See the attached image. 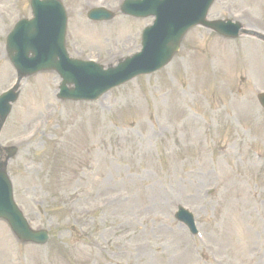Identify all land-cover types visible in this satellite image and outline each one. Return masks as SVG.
I'll list each match as a JSON object with an SVG mask.
<instances>
[{"label": "rangeland", "instance_id": "rangeland-1", "mask_svg": "<svg viewBox=\"0 0 264 264\" xmlns=\"http://www.w3.org/2000/svg\"><path fill=\"white\" fill-rule=\"evenodd\" d=\"M60 1L68 54L104 68L138 51L152 22L120 14L122 0ZM95 6L114 18L89 21ZM24 17L29 0H0V92L15 81L5 37ZM207 19L264 34V0H215ZM59 81L21 80L0 131L17 150L13 198L49 232L44 245L22 243L0 220V264H264L262 41L195 26L169 64L95 101L58 100ZM179 205L197 236L174 219Z\"/></svg>", "mask_w": 264, "mask_h": 264}, {"label": "water", "instance_id": "water-1", "mask_svg": "<svg viewBox=\"0 0 264 264\" xmlns=\"http://www.w3.org/2000/svg\"><path fill=\"white\" fill-rule=\"evenodd\" d=\"M211 2L212 0H127L121 5L122 13L135 17L153 14L156 15V20L153 26L144 29L142 33L143 49L140 54L126 58L115 68L103 71L101 66L68 59L64 49L66 15L58 0H31L33 18L20 20L7 38L6 52L16 70L17 84L14 90L0 96V129L10 111L11 103L16 100L18 82L38 71L57 72L61 78L57 95L59 99L87 100L98 97L112 85L166 65L178 49L181 37L195 24L204 25L229 38L244 33L238 23L204 21ZM88 16L91 19H106L111 14L96 9ZM255 35L264 40V36ZM109 75L116 80L110 82ZM70 84L74 86L68 88L67 85ZM258 100L264 107V96L258 97ZM14 153V149L8 150L5 160ZM0 218L7 221L21 241L43 244L47 240L45 231H30L12 205L5 162H0ZM177 218L190 225L189 216L179 213Z\"/></svg>", "mask_w": 264, "mask_h": 264}, {"label": "bare ground", "instance_id": "bare-ground-1", "mask_svg": "<svg viewBox=\"0 0 264 264\" xmlns=\"http://www.w3.org/2000/svg\"><path fill=\"white\" fill-rule=\"evenodd\" d=\"M248 27H251V26H248ZM109 57H111V55H109ZM249 60H250L251 63H253L255 61H257V63H260V60L259 59L253 60V57H251Z\"/></svg>", "mask_w": 264, "mask_h": 264}]
</instances>
